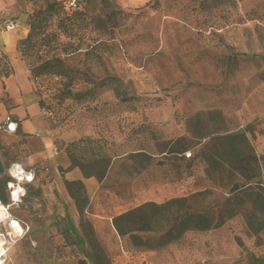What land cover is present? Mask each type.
I'll return each instance as SVG.
<instances>
[{
    "label": "rangeland",
    "instance_id": "1",
    "mask_svg": "<svg viewBox=\"0 0 264 264\" xmlns=\"http://www.w3.org/2000/svg\"><path fill=\"white\" fill-rule=\"evenodd\" d=\"M63 1L14 0L16 10L8 16L25 25L33 19L32 41L18 40L16 50L55 137L77 138L85 151L113 156L98 188L87 192L85 209L112 264H264V228L248 231L240 175L229 180L227 167L222 177L216 172L209 178L201 155L188 167L184 155L162 151L167 140L185 135L190 157L202 148L210 153L216 151L210 136L244 130L260 157L257 180L264 184V0H77L71 16ZM52 56L62 58L63 75L31 73ZM198 112L206 135L201 139L188 129ZM20 149L12 134L0 131L5 165ZM138 149L152 157L134 173L139 157L129 156ZM49 174L39 171L25 206L13 209L30 230L10 245L5 264H76L83 256L62 231L67 214L76 224L79 215L47 185ZM192 194V209L216 221L222 217L220 225L145 249L112 224L114 214L143 201Z\"/></svg>",
    "mask_w": 264,
    "mask_h": 264
},
{
    "label": "trees",
    "instance_id": "2",
    "mask_svg": "<svg viewBox=\"0 0 264 264\" xmlns=\"http://www.w3.org/2000/svg\"><path fill=\"white\" fill-rule=\"evenodd\" d=\"M79 1L71 13H67L62 2V8L71 16L78 8ZM49 4L47 9H51ZM33 19L29 23V32L26 37L19 40L21 44L32 41ZM3 54H0V58ZM1 60V59H0ZM63 60L58 56L43 59L31 73L38 76L46 72H55L63 75ZM4 74H8V71ZM41 103V100H40ZM212 111L208 115H212ZM204 118L200 112L192 115L188 119V129L193 137L200 139L205 137L203 132ZM190 138L185 135H178L164 143L162 151L166 154L182 157L184 151L190 146ZM215 140L216 151L207 152L205 148L200 149L190 158H187L186 165L191 167L196 155L206 162L205 173L209 178L216 179V172L220 173L228 167L229 180H233L235 172L244 180L241 185L244 189L246 201L249 209L245 213V222L251 234H258L264 228V184L257 180L260 171V157L253 152V147L244 130L224 132L209 137ZM82 142V141H81ZM87 142H94L88 140ZM84 143V141H83ZM82 143V144H83ZM80 148V149H79ZM78 141H71L66 145V152L71 159L70 167L78 166L84 177L94 176L101 182L112 163L113 156L101 149L91 148L85 151ZM139 157L138 165H134L131 172L138 173L151 163L152 154L143 150L130 152L129 158ZM134 163V161H133ZM175 167L181 166L175 163ZM69 196L72 198L77 215L76 224L67 214L65 227L62 230L65 239L76 244L83 256L77 260L76 264H112V260L103 244L97 238L94 227L88 217L85 216V209L89 202L88 193L82 179L64 180ZM5 180L0 179V198L6 201L4 194ZM238 187L231 191L234 192ZM196 194L188 196H174L161 202L146 200L131 206L111 217L112 224L120 236H127L132 245L137 248L155 249L166 244L179 240L189 231H206L222 223L223 218L216 221L214 216L207 211L193 210L191 206L192 198ZM237 198V196L235 197ZM238 200V203L244 202ZM264 261V259H263Z\"/></svg>",
    "mask_w": 264,
    "mask_h": 264
},
{
    "label": "crops",
    "instance_id": "3",
    "mask_svg": "<svg viewBox=\"0 0 264 264\" xmlns=\"http://www.w3.org/2000/svg\"><path fill=\"white\" fill-rule=\"evenodd\" d=\"M13 3L14 0H0V54H3L0 58V73L8 71V74L0 76V123L6 115H10L17 122V131L10 134L19 144L21 154L13 160L19 159L27 165L37 166L38 172L44 175L50 171L46 179L47 185L56 189L60 201L68 204L69 211L75 216L77 210L64 180L82 179L88 193L98 188L99 181L94 176L84 177L78 166L69 168L71 159L65 148L77 138L58 140L55 130L53 131L44 119L40 96L34 92L29 79L30 72L25 68V63L19 58L16 50L18 40L28 34L29 25L21 23L19 18L8 16L11 10H16ZM8 5L12 7L8 9ZM8 18L18 21L17 29H4L3 23ZM54 146L58 148L56 154L52 153ZM45 166H48L49 170H42Z\"/></svg>",
    "mask_w": 264,
    "mask_h": 264
},
{
    "label": "built area",
    "instance_id": "4",
    "mask_svg": "<svg viewBox=\"0 0 264 264\" xmlns=\"http://www.w3.org/2000/svg\"><path fill=\"white\" fill-rule=\"evenodd\" d=\"M77 0H67L64 3L65 10L68 13H71L74 8L76 7ZM19 26V23L17 20L8 18L4 21L3 27L5 30H15ZM10 125H15L14 130L10 127ZM18 124L17 122L10 116L6 115L4 120L0 123V131L7 132V133H14L17 131ZM58 152V148L56 146L53 147L52 153L56 154ZM184 156L186 158L191 156V151L186 150L184 151ZM17 165L20 166V169L23 171L20 172L19 169H17ZM44 169L47 171L49 170L48 166H45ZM38 170L39 168L37 166L33 165H27L23 161L16 159L10 161L8 165H5V173H4V180L5 185L4 189L7 193L6 201H3L0 198V205H3L7 209L8 218L0 221V234H2L3 239L7 241V243L4 244V248L8 249L10 248V245L15 242L17 239H20L26 235V233L30 230V224L23 218L15 215L13 213V209L20 207L22 205L25 206V197L28 192V185H37L39 183V177H38ZM11 172H17L18 175H21L24 177L23 180H19L17 178H14L10 173ZM29 174L33 175V179L31 182L27 180V176ZM3 176V175H0ZM9 182L13 185V187H9ZM22 188L24 190V194L18 193V200L13 199L12 193L16 191V188ZM17 221L19 223V226L21 229H23V235H17L16 230L11 227L12 221ZM11 233V235H9ZM8 252V251H7ZM7 253L4 257H0V259H3L6 262Z\"/></svg>",
    "mask_w": 264,
    "mask_h": 264
},
{
    "label": "clouds",
    "instance_id": "5",
    "mask_svg": "<svg viewBox=\"0 0 264 264\" xmlns=\"http://www.w3.org/2000/svg\"><path fill=\"white\" fill-rule=\"evenodd\" d=\"M10 127L14 130L15 125H10ZM16 167H17V169L20 170V172L23 171L22 169H20V166L19 165H17ZM10 174L14 178H17L19 180H23L24 179V177L21 176V175H18L17 172H11ZM32 179H33V175L32 174H29L27 176V180L29 182H31ZM9 187H13V185L11 184V182H9ZM18 193L19 194H24V190L22 188H19V187L16 188V191H14L12 193V196H13L14 201L15 200H18V198H19L18 197ZM6 218H8L7 209L3 205H0V221L4 220ZM11 227H13L16 230V234L17 235H23V229L20 228L19 223L17 221H14L13 220L11 222ZM9 235H11V233H9ZM5 243H7V241H5L3 239L2 234H0V257H4L6 255V253H7V251H8V249L4 248V244ZM0 264H5V261L3 259H0Z\"/></svg>",
    "mask_w": 264,
    "mask_h": 264
},
{
    "label": "water",
    "instance_id": "6",
    "mask_svg": "<svg viewBox=\"0 0 264 264\" xmlns=\"http://www.w3.org/2000/svg\"><path fill=\"white\" fill-rule=\"evenodd\" d=\"M5 173V164L0 156V175H4ZM238 187V184L235 183L231 188H230V191H233L235 190L236 188Z\"/></svg>",
    "mask_w": 264,
    "mask_h": 264
}]
</instances>
